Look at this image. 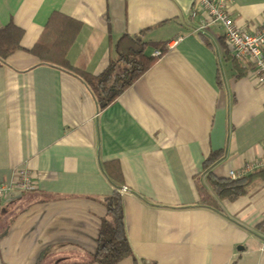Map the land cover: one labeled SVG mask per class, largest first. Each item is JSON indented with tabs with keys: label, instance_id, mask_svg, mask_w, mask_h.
<instances>
[{
	"label": "crops",
	"instance_id": "0c3cea01",
	"mask_svg": "<svg viewBox=\"0 0 264 264\" xmlns=\"http://www.w3.org/2000/svg\"><path fill=\"white\" fill-rule=\"evenodd\" d=\"M195 2L0 0V27L24 30L23 49L0 65V180L25 169L35 182L0 200V264H102L94 256L115 186L128 187L131 247L117 264H264V181L221 210L199 203L195 178L205 182L212 152L222 153L218 177L264 160V86L235 61L220 24L195 32ZM53 11L83 23L68 58L95 75L123 34L151 28L143 39L167 51L99 111L80 79L30 52ZM231 14L254 29L264 0H231ZM113 161L121 179L103 168Z\"/></svg>",
	"mask_w": 264,
	"mask_h": 264
},
{
	"label": "trees",
	"instance_id": "16d2710c",
	"mask_svg": "<svg viewBox=\"0 0 264 264\" xmlns=\"http://www.w3.org/2000/svg\"><path fill=\"white\" fill-rule=\"evenodd\" d=\"M82 27L83 23L80 20L53 11L40 39L30 52L38 57V64L56 67L80 79L94 96L99 111L109 107L167 51L165 42L143 39L144 33L151 28L144 29L137 35L123 34L114 45L116 56L110 60L103 72L95 75L75 67L68 58L69 50ZM23 36L24 30L13 21L0 27V65L6 63L8 55L23 49ZM150 48L160 49L161 54L148 52ZM221 157V152H212L204 162V171L207 172L205 182L201 177L195 178L199 203L218 210H221V200L234 201L264 181V167L236 178L216 176L211 172V167ZM103 168L109 176L121 179L122 168L117 161L105 162ZM105 206L110 218L109 233L102 235L94 259L102 264H117L131 253L125 225L123 196L118 186H115L112 194L106 198ZM263 225L264 221L260 226Z\"/></svg>",
	"mask_w": 264,
	"mask_h": 264
},
{
	"label": "built area",
	"instance_id": "2783aa9c",
	"mask_svg": "<svg viewBox=\"0 0 264 264\" xmlns=\"http://www.w3.org/2000/svg\"><path fill=\"white\" fill-rule=\"evenodd\" d=\"M190 17L197 20L195 32H205L211 25L220 24L224 28L225 41L233 58L256 70L257 84L264 86V22L254 29L239 25L232 18L231 0H197ZM155 53L159 55L161 51L157 50ZM261 167H264V160H256L246 165L241 172H231L230 177L236 178ZM34 184L32 173L22 169L14 182L0 180V200L14 189L31 190ZM127 190V186L121 188V192Z\"/></svg>",
	"mask_w": 264,
	"mask_h": 264
}]
</instances>
